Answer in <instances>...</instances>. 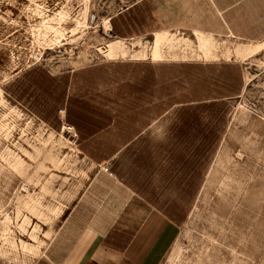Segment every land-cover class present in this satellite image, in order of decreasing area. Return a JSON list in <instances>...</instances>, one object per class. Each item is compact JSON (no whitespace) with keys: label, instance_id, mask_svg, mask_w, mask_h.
I'll use <instances>...</instances> for the list:
<instances>
[{"label":"rangeland","instance_id":"obj_1","mask_svg":"<svg viewBox=\"0 0 264 264\" xmlns=\"http://www.w3.org/2000/svg\"><path fill=\"white\" fill-rule=\"evenodd\" d=\"M122 5L0 0V264H50L104 168L178 227L161 264H264V41L246 60L109 61ZM217 161L224 183L200 198Z\"/></svg>","mask_w":264,"mask_h":264},{"label":"crops","instance_id":"obj_2","mask_svg":"<svg viewBox=\"0 0 264 264\" xmlns=\"http://www.w3.org/2000/svg\"><path fill=\"white\" fill-rule=\"evenodd\" d=\"M107 23L123 41L173 32L257 44L264 41V0H123ZM101 171L86 172L46 248L49 263L161 264L178 227L109 169Z\"/></svg>","mask_w":264,"mask_h":264},{"label":"bare ground","instance_id":"obj_3","mask_svg":"<svg viewBox=\"0 0 264 264\" xmlns=\"http://www.w3.org/2000/svg\"><path fill=\"white\" fill-rule=\"evenodd\" d=\"M105 28H107L106 30L109 31V25L107 21H105ZM145 44L146 42L142 43L140 40H130L127 42L120 39H114L105 46L103 51L99 48L98 51L102 54L103 58L109 61L117 59L143 61L149 59L152 62L160 63L168 59L187 60L194 58L207 62H216L220 59V57L230 59L232 56L238 60H246L249 57L257 54V52L262 48L261 44L249 46H232L229 44L225 45L224 51L221 52L220 44H218L211 36L194 34L193 40H190L188 38L176 37L173 32L172 34H156L153 36V39L148 47L145 46ZM236 123L237 120L233 119L229 122V126L235 127ZM66 130L70 131L68 128H66ZM223 173L224 172H220V164L217 161L212 166L210 172H208L206 175L204 185L200 190V198L204 199L208 195L209 188L216 190L217 187L223 185L225 180Z\"/></svg>","mask_w":264,"mask_h":264},{"label":"built area","instance_id":"obj_4","mask_svg":"<svg viewBox=\"0 0 264 264\" xmlns=\"http://www.w3.org/2000/svg\"><path fill=\"white\" fill-rule=\"evenodd\" d=\"M103 170L106 172L107 171V168H104Z\"/></svg>","mask_w":264,"mask_h":264}]
</instances>
